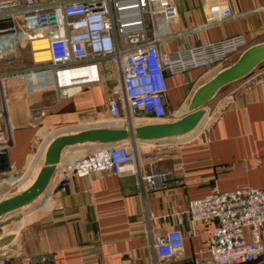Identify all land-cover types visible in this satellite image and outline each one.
<instances>
[{
	"label": "built area",
	"instance_id": "built-area-1",
	"mask_svg": "<svg viewBox=\"0 0 264 264\" xmlns=\"http://www.w3.org/2000/svg\"><path fill=\"white\" fill-rule=\"evenodd\" d=\"M232 18L234 13L226 1H214L208 6L206 23L197 28L208 27L214 20ZM177 20L178 9L173 0H0V65L8 67L0 70V156L4 157L7 149L14 146L5 90L8 81L27 85L32 93L52 95L51 102L58 104L87 87L102 84V62L107 61L118 78L117 85L108 91L105 101L108 122L103 125L167 122L178 117L186 104L181 105L180 111L169 108L168 77L182 76L191 70L217 71L251 45L243 34H237L164 51L162 46L172 38L169 27ZM35 39L45 40L46 47L35 50ZM25 47L32 66H8ZM43 50L48 59L35 61L33 54ZM241 87L220 91L209 118L210 109L206 105L201 125L203 143L210 142L207 134L211 125L235 94L248 90L250 85ZM43 116V110L31 109V126H39ZM56 132L44 138L35 149L37 154ZM129 144L94 146L66 161L64 171L76 178L99 173L132 176L142 192L165 187L170 181V171L159 172L156 164L165 159L166 151H171L164 148L171 142L143 143L155 148H138L140 152ZM140 163L148 167L146 174H142ZM29 173L30 169L24 166L7 165L0 170V197L13 193ZM168 216L174 218L175 227L160 236L152 235L150 228L146 233L152 253L150 264H173L183 253L184 240L196 235L199 223L212 227L201 231L204 245L193 255L190 264H247L264 257L263 189L215 191L189 201L184 211L162 216V221ZM185 219L189 228L182 230ZM8 247L9 243L0 245V264H17L13 260L21 255H5ZM24 260L27 264H55L48 254Z\"/></svg>",
	"mask_w": 264,
	"mask_h": 264
},
{
	"label": "crops",
	"instance_id": "crops-1",
	"mask_svg": "<svg viewBox=\"0 0 264 264\" xmlns=\"http://www.w3.org/2000/svg\"><path fill=\"white\" fill-rule=\"evenodd\" d=\"M173 1L178 20L169 27L172 38L162 46L164 51L237 34H243L251 45L264 41V0ZM214 1H226L234 18L214 20L212 25L198 29L206 23L208 6ZM102 67V84L87 87L58 104L51 102L52 95L32 93L31 88L27 89L25 84L23 87L18 81L5 83L14 138V146L4 155L6 165L24 166L31 175L43 148L38 154L35 149L47 135L108 122L105 101L108 91L117 85L118 76L111 63L103 61ZM217 71L191 70L182 76L168 77L169 108L180 111L193 90ZM258 72L238 85L242 89L246 85L250 87L236 93L211 125L208 144L203 143L200 127L189 138L164 147L171 151H166L165 159L156 164L157 171H170V181L163 188L142 192L136 178L110 173L71 177L68 170L64 171L65 162L92 147L68 150L42 200L35 207L0 222V245L9 243L5 255L20 254L16 260L12 259L17 264H27L25 258L45 254L51 255L55 264H150L148 228L152 235L160 236L175 227L173 217L162 221V216L184 211L189 201L215 191L243 187L264 190V70ZM33 108L45 112L35 128L30 120ZM142 144L132 142L129 146L138 152L155 148ZM31 162L33 165L29 166ZM139 165L142 174H146L148 167ZM211 227L197 224L196 235L184 240L183 253L173 264H190L193 255L204 245L201 231ZM188 228L185 219L182 230ZM247 264H264V257Z\"/></svg>",
	"mask_w": 264,
	"mask_h": 264
},
{
	"label": "water",
	"instance_id": "water-1",
	"mask_svg": "<svg viewBox=\"0 0 264 264\" xmlns=\"http://www.w3.org/2000/svg\"><path fill=\"white\" fill-rule=\"evenodd\" d=\"M264 62V41L244 49L229 65L197 86L178 117L167 122L101 125L56 134L44 145L31 175L13 192L0 199V222L31 209L45 196L68 150L123 143L180 141L200 128L206 105L225 87L250 76ZM0 156V169L6 168Z\"/></svg>",
	"mask_w": 264,
	"mask_h": 264
},
{
	"label": "rangeland",
	"instance_id": "rangeland-1",
	"mask_svg": "<svg viewBox=\"0 0 264 264\" xmlns=\"http://www.w3.org/2000/svg\"><path fill=\"white\" fill-rule=\"evenodd\" d=\"M12 62V63H11ZM9 64H8V66H10V64H11V66H13V67H20V66H22V67H27V66H32V61H31V59H30V55H29V50H28V48L27 47H25L24 49H21L20 51H19V53L17 54V57H15V58H13V60L11 61ZM3 69H8V67H6V65L5 64H1L0 65V70H3ZM262 70H264V62L250 75V76H252V75H254L255 73H257L258 71L260 72V71H262ZM214 71V70H213ZM258 72V73H259ZM215 73V72H214ZM213 73V74H214ZM250 76H248V77H250ZM247 77V78H248ZM247 78H245V79H243V80H241V81H239V82H237V83H234V84H231V85H229V86H227V87H225V88H223L222 90H221V92L220 93H222V92H226V91H230L233 87H235V86H237V85H240L243 81H245ZM215 99V98H214ZM214 99H212L207 105H208V107H209V112H208V117L207 118H209L212 114H213V106H215V100ZM187 103V102H186ZM185 107V106H184ZM184 109V108H183ZM182 112V111H181ZM206 118V119H207ZM175 119V118H174ZM170 120H173V119H169V121ZM202 124H203V122H202ZM201 124V125H202ZM201 125H200V127H201ZM200 129V128H199ZM198 129V130H199ZM198 130L195 132V133H197L198 132ZM35 207V206H34ZM33 208V207H32ZM29 210V209H28ZM19 215V214H18ZM15 217V216H14ZM14 217H12V218H14Z\"/></svg>",
	"mask_w": 264,
	"mask_h": 264
},
{
	"label": "bare ground",
	"instance_id": "bare-ground-1",
	"mask_svg": "<svg viewBox=\"0 0 264 264\" xmlns=\"http://www.w3.org/2000/svg\"><path fill=\"white\" fill-rule=\"evenodd\" d=\"M46 47V41L45 40H41V39H37V40H33V48L36 50H42ZM33 57L35 59V61H42V60H47L48 59V54L46 51H39V52H35L33 54Z\"/></svg>",
	"mask_w": 264,
	"mask_h": 264
}]
</instances>
